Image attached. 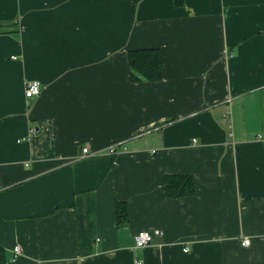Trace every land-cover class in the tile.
I'll list each match as a JSON object with an SVG mask.
<instances>
[{
	"label": "crops",
	"instance_id": "obj_1",
	"mask_svg": "<svg viewBox=\"0 0 264 264\" xmlns=\"http://www.w3.org/2000/svg\"><path fill=\"white\" fill-rule=\"evenodd\" d=\"M182 1L0 0L3 264H264V0Z\"/></svg>",
	"mask_w": 264,
	"mask_h": 264
},
{
	"label": "trees",
	"instance_id": "obj_2",
	"mask_svg": "<svg viewBox=\"0 0 264 264\" xmlns=\"http://www.w3.org/2000/svg\"><path fill=\"white\" fill-rule=\"evenodd\" d=\"M182 5V0H176ZM129 62L133 71L134 81H159L163 78L162 55L158 49L132 50L129 53ZM165 190L169 198H182L195 194L194 179L190 176L168 175L165 177ZM117 226L123 227L129 220V210L125 203L116 204ZM5 254L0 250V264Z\"/></svg>",
	"mask_w": 264,
	"mask_h": 264
},
{
	"label": "built area",
	"instance_id": "obj_3",
	"mask_svg": "<svg viewBox=\"0 0 264 264\" xmlns=\"http://www.w3.org/2000/svg\"><path fill=\"white\" fill-rule=\"evenodd\" d=\"M41 93V83L38 81H29L26 83V90L25 95L28 98L38 96ZM261 138V136L259 137ZM89 152L88 148L83 149V154H87ZM111 154H115L116 150L115 148L110 149ZM163 235V232L161 230H154V231H141L139 232L135 237V246L137 249H143L150 245H152L157 237H160ZM251 239L245 238L243 245L247 246L250 245ZM189 249H185V252H188ZM15 257L21 254V248L17 246L14 249ZM137 264H143V261H137Z\"/></svg>",
	"mask_w": 264,
	"mask_h": 264
}]
</instances>
